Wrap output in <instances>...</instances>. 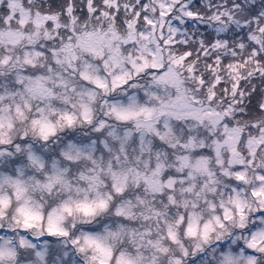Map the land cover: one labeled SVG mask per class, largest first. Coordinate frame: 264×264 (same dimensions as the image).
I'll list each match as a JSON object with an SVG mask.
<instances>
[{
    "label": "snow or ice",
    "instance_id": "obj_1",
    "mask_svg": "<svg viewBox=\"0 0 264 264\" xmlns=\"http://www.w3.org/2000/svg\"><path fill=\"white\" fill-rule=\"evenodd\" d=\"M0 264H264V0H0Z\"/></svg>",
    "mask_w": 264,
    "mask_h": 264
}]
</instances>
